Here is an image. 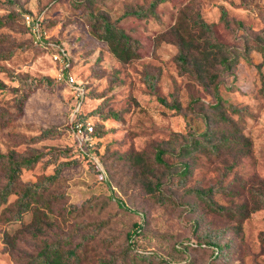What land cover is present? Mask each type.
<instances>
[{"label":"rangeland","instance_id":"obj_1","mask_svg":"<svg viewBox=\"0 0 264 264\" xmlns=\"http://www.w3.org/2000/svg\"><path fill=\"white\" fill-rule=\"evenodd\" d=\"M148 2L0 0V17L14 11L0 26V51L21 44L0 58V153H42L21 168L18 187L41 181L59 161H67L55 179L45 180L40 201L20 216L15 215L17 192L0 203V264H25L48 242H57L62 252L74 248L78 264H166L163 259L264 264V0H166L155 14H123ZM27 11L42 15L41 42L23 22ZM90 11L106 14L135 37L138 56L119 60L90 32ZM197 14L209 29L193 23ZM175 30L208 48V42L221 43L209 49L206 62L216 73L220 106L213 107L212 84L180 71ZM61 49L68 71L84 83L79 99L67 81L57 79ZM146 73L156 75L151 86ZM26 76L51 82L38 83L19 104ZM162 97L169 103L174 97L181 109ZM227 103L243 110H230ZM217 110L228 120L217 119ZM78 111L96 129L90 141L95 147L88 144V153L99 169L77 156L69 125ZM217 126L235 139L217 153L202 144L184 152L186 144ZM45 128H52L51 134H41ZM159 148L165 163L154 157ZM184 162L189 172L180 185L175 173ZM4 179L0 168V184ZM157 179L160 184H154ZM195 188H212L217 204L245 215L211 210L190 191ZM160 192L166 197L161 202L154 196ZM138 221L144 225L133 245L151 251L146 257L129 249ZM207 234L221 247L219 253L211 245L185 246L191 239L204 241ZM176 243L182 247L176 249Z\"/></svg>","mask_w":264,"mask_h":264},{"label":"trees","instance_id":"obj_2","mask_svg":"<svg viewBox=\"0 0 264 264\" xmlns=\"http://www.w3.org/2000/svg\"><path fill=\"white\" fill-rule=\"evenodd\" d=\"M163 1L166 0H149L146 6H139L133 10H125L123 14H133L140 18L145 17L149 14H155L156 6ZM13 12L14 11H9L5 17H0V26L5 25L7 24V22L10 21V18L13 17L12 14ZM89 15L91 17V20L89 22L90 32L95 37L106 41L110 51L119 60L128 61L138 56L139 44L137 39L133 37L129 32H127L123 27L119 26L116 23V21L111 20L106 14L103 13H93L92 11H90ZM21 16L23 19V13ZM225 16H226V11L224 7H222L221 18L226 20ZM193 23L199 26L201 29L204 30L209 29V23L204 21L198 14L193 19ZM41 25H42V19H41ZM26 27L30 31L27 25ZM175 36H176L175 43L178 48L177 53L175 55V60L177 65L179 66L180 71L189 72L193 74L194 77L199 82L204 83L205 86L208 83L212 84L213 95L215 98V102H213V107L216 108L218 105L220 106L221 105L220 102L222 99L219 94L218 83L215 79L216 73L210 70L206 66V62L207 60L210 59L209 49H211L213 46L220 48L221 43L208 42L207 44L211 46L210 48H208L206 47V45L203 46H201L200 44L198 45V43L195 42L194 37L181 34L178 30H175ZM19 46H21V44L20 45L14 44L8 49L0 51V58L9 57L13 53L14 49ZM261 53L264 59V46ZM246 58L250 60L248 56ZM219 59L223 64H226L228 57L222 54ZM145 76L147 81L149 82V86L153 85L156 75L153 74L151 75L150 73H146ZM46 82H51V79L46 76H41L40 78L37 79L35 77L26 76L24 91L22 90L17 96L18 103L20 104L26 98L28 93L33 89V87L36 86L38 83L47 84ZM84 92H85V88H84ZM161 99L164 102H166L167 105L176 108V110L181 109V105L176 101L174 97L172 98L170 103L163 97ZM227 106L230 110L233 111L241 112V110H243L242 106L236 105L234 103H227ZM74 119L81 120L83 126L85 127L87 118L83 113H81V111H78L76 113ZM217 119L224 121L228 120V118L225 115H223L220 110H217ZM73 123L74 120L71 121V124L69 125V129H71L72 132L74 133ZM218 126L213 127L211 131H209V129H206L204 131L203 138L193 139L191 143L189 142L188 144H186V148L184 149V152H190L193 149H195L196 146L202 144L203 146L217 153L222 147H224L231 140V138L235 139L234 137H229L227 135L228 134L227 132L226 133L224 132L223 129L224 127L218 128ZM218 130L221 131L219 132ZM51 132H52V128H45L42 130L41 134H51ZM88 134L90 138L97 137L96 129L94 128L91 131H89ZM211 136L213 137L215 136V137L211 139ZM92 144L93 143H91L90 146L94 148L95 143L93 145ZM90 146H88V143L85 142V147L76 148L77 156L88 158V161L92 164V166H94L96 169H99L100 164L98 160H94L93 157L90 156L88 153ZM162 153H163V149L159 148L156 151L154 157L157 160V162L165 163V159H163ZM41 154L42 153L36 152L34 154L25 157H16L12 153H5V154L0 153V168L4 170V176H5L3 183L0 184V203L5 201L10 193L17 192L18 195L16 198V211H15V215L17 217L20 216V213L23 210L29 208L31 203L35 201H40V199L43 197V192L42 190H40V188L44 186L45 180L50 181L52 178L55 179L58 175L61 166L64 163H67V161H59L55 166L54 173L47 175L41 181L24 182L20 187H18L19 186L18 177L21 168L23 166L32 165L39 158ZM188 172H189V165L187 162H184L181 168L175 173L178 184L183 185L185 183ZM156 183L160 184V180L157 179L154 182V184ZM190 191L194 192L195 194H197V196L201 197L211 210L226 211L227 209H229V211L232 212L235 216L245 215V211L243 210L227 208L221 204H217L210 196L212 188L209 189L195 188V189H190ZM154 196L159 202L163 201V199L166 198L161 192L155 193ZM46 204L48 205V201H46ZM143 225L144 222L138 221L132 233H130L129 235L128 242H130L129 245L131 246L129 247V249L130 250L133 249L132 252L134 255L146 257L149 255L151 251H143L133 245L134 244L133 237L139 234ZM185 244H186L185 246H190V247L192 246L205 247L206 245H211V247H213L214 253H219L221 250L220 249L221 247L218 246V243L215 241V239L208 234L207 237L204 239V241L191 239L186 241ZM175 245H176V249L182 247L180 243H176ZM78 262H79V257L74 248H66L62 252L59 249V244L57 242H48L45 243L44 246L37 253L31 255L29 261H27V263L25 264H78ZM163 262L166 264H172L167 259H163ZM107 264H111V262H108Z\"/></svg>","mask_w":264,"mask_h":264},{"label":"built area","instance_id":"obj_3","mask_svg":"<svg viewBox=\"0 0 264 264\" xmlns=\"http://www.w3.org/2000/svg\"><path fill=\"white\" fill-rule=\"evenodd\" d=\"M41 19H42V15L38 14L37 12L23 13V22L29 27L34 40L39 42L43 40V36H44L41 30ZM58 54L59 52L55 54V56L58 58H61L63 56L62 58L63 65L60 67L58 71L57 79H64L65 81H67L71 85V87H73V89L75 90L76 98L79 99L84 93V85L68 71L67 68L69 62L66 61V59L64 61V51L61 49L60 54H63L62 56H59ZM73 126H74L75 139L78 142L77 146L79 148H83V145L85 146V142L91 144L90 141L92 140V138L89 137L88 133L93 129L92 122L86 121V125L84 127L81 120H74Z\"/></svg>","mask_w":264,"mask_h":264}]
</instances>
